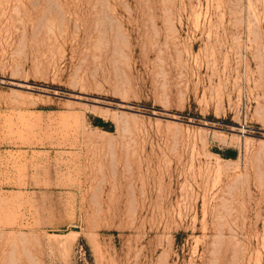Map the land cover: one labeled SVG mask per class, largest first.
I'll return each mask as SVG.
<instances>
[{
    "label": "rangeland",
    "instance_id": "rangeland-1",
    "mask_svg": "<svg viewBox=\"0 0 264 264\" xmlns=\"http://www.w3.org/2000/svg\"><path fill=\"white\" fill-rule=\"evenodd\" d=\"M0 264H264V0H0Z\"/></svg>",
    "mask_w": 264,
    "mask_h": 264
},
{
    "label": "trees",
    "instance_id": "trees-1",
    "mask_svg": "<svg viewBox=\"0 0 264 264\" xmlns=\"http://www.w3.org/2000/svg\"><path fill=\"white\" fill-rule=\"evenodd\" d=\"M94 124L99 127H105L106 124H104L100 119L96 118ZM234 152H227V155L225 157L229 158L233 155Z\"/></svg>",
    "mask_w": 264,
    "mask_h": 264
}]
</instances>
